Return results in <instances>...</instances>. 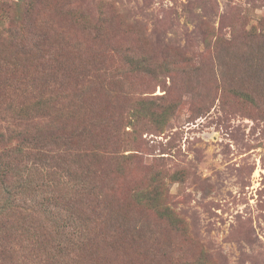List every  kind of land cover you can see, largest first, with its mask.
I'll return each instance as SVG.
<instances>
[{
	"label": "rangeland",
	"instance_id": "1",
	"mask_svg": "<svg viewBox=\"0 0 264 264\" xmlns=\"http://www.w3.org/2000/svg\"><path fill=\"white\" fill-rule=\"evenodd\" d=\"M0 127L57 172L16 264H264V0H0Z\"/></svg>",
	"mask_w": 264,
	"mask_h": 264
},
{
	"label": "trees",
	"instance_id": "2",
	"mask_svg": "<svg viewBox=\"0 0 264 264\" xmlns=\"http://www.w3.org/2000/svg\"><path fill=\"white\" fill-rule=\"evenodd\" d=\"M17 116L21 119L25 118L22 110L18 111ZM17 126L19 128L21 127V129H16L17 132L12 131L11 134L16 138L18 146L12 147L8 152H16L20 150L21 146H24L27 150L35 149L36 155L47 158L53 162L59 159L61 153L54 148V143L52 141V137L58 132L57 128H51L49 126L41 127L29 122H27L26 125L19 123ZM18 130L20 131L18 132ZM9 131V127H0V140L3 139ZM28 133L30 134L29 136L27 135ZM27 155L28 151H20L16 153V156L4 159L5 162L0 164V170L9 175L8 178H15L12 190L7 191L4 195L5 197L0 202V264H16L14 254L8 250L6 246L10 234L15 231V228L16 230H22L21 222H25V219L29 216L27 211L30 209L31 204L29 203L28 194L38 191L40 188L43 190L47 186H54V189H56V179L54 175L57 172L53 170L50 173L51 177L49 178V182L34 184V179L42 175L35 172L37 169L33 165L25 167L22 163L23 158L21 157ZM54 166H58V163ZM62 168L64 169L65 167L62 166ZM53 191L51 190V192ZM31 196L35 201L39 198L37 194ZM37 203L39 204L38 201ZM31 211L35 212L34 210ZM22 224L25 226V223ZM32 228L34 230V235L36 237L40 236L38 230L34 227Z\"/></svg>",
	"mask_w": 264,
	"mask_h": 264
}]
</instances>
